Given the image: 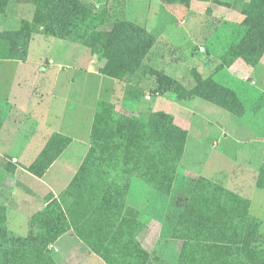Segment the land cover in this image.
<instances>
[{"label": "trees", "instance_id": "trees-1", "mask_svg": "<svg viewBox=\"0 0 264 264\" xmlns=\"http://www.w3.org/2000/svg\"><path fill=\"white\" fill-rule=\"evenodd\" d=\"M51 1L54 3L53 10L50 14L39 11L34 19L36 26L50 28L58 39L91 47L93 55L104 58V65L100 68L104 75L124 81L140 75L146 56L156 42L154 35L145 26L120 21L111 29L105 30L102 28L105 17L95 15L96 12L93 14L94 10L82 0ZM162 1L170 5L185 6V13L193 3V0ZM7 5L8 0H0V12H4ZM235 6L245 17L235 35L241 43L228 49L224 55L227 62L223 67H230L239 58H244L256 67L264 56V0H251L249 3L237 0ZM26 24L21 29L0 34V59L27 58L30 38L32 39L31 29L35 25ZM249 49L251 56L248 54ZM194 72L197 84L190 93L164 70L155 73V90L175 91L182 98L200 97L237 116L247 115V108L236 88L218 82L213 76L203 77L202 72ZM255 89L264 100V92ZM2 124L0 98V128ZM256 124L263 127L262 123ZM58 136L61 137L57 134L49 141L47 148L31 166V170L37 175H43L53 160V157H48V151H53L54 143L59 142ZM187 138L188 131L177 125L173 116L164 111L153 112L148 116L126 115L117 111L114 103L100 100L92 132L93 146L69 189H73L78 178L84 175L90 161L106 160L114 165L116 171L121 163L120 168L124 173L136 171L149 185L170 195L175 186ZM64 139V144L60 146L62 150L69 141L66 137ZM112 184L96 210L101 213L99 218H88L78 225L79 235L109 264H172L150 252L135 235L125 233L122 228L109 235L111 225L108 224L112 216V221H115L116 214L113 215L112 211L116 212L120 206V196L115 198L112 191L120 190V187L125 191L129 189V183L126 186L118 182ZM257 184L264 189V162ZM80 205L82 201L77 200L65 210L58 200L51 201L45 212L32 219L31 227L39 226L40 230L35 232L32 229L27 238L11 235L2 228L18 246L13 251V256L20 259L28 257L30 264H57L47 246L70 229L68 215L75 224L73 213L85 211ZM166 220L172 227L171 235L175 239L201 242L195 264H264V245L259 243L262 222L251 213V200L220 183L204 176L188 180L184 194L171 199ZM0 225H4L3 220H0ZM0 236L3 237L2 234ZM30 240H33L31 247ZM26 242L27 246L22 249ZM0 254L6 257L7 248L1 249Z\"/></svg>", "mask_w": 264, "mask_h": 264}, {"label": "crops", "instance_id": "crops-1", "mask_svg": "<svg viewBox=\"0 0 264 264\" xmlns=\"http://www.w3.org/2000/svg\"><path fill=\"white\" fill-rule=\"evenodd\" d=\"M82 1L93 10L101 8L105 10L106 8L113 15L119 13L115 12L116 8L113 6V1H109L107 4L101 0ZM142 1L122 0V3L129 4L133 8L131 9L130 7V12L120 21H131L141 25V23L136 22V16L143 12L140 11L141 7H139ZM149 1L158 3L161 0ZM26 2L27 0H8L6 10L0 12V24L3 22L0 34L4 31L19 29L17 19L20 17L24 18L23 10L26 7ZM164 4L167 3L164 2ZM191 8L185 13L186 8L182 6V13H185V16L188 15ZM151 17L148 16V21H144L142 26H145L154 35L157 42H175L181 36L192 37L194 35L189 28H185L186 34L181 31V27L188 21L186 18L179 19L178 23H172L167 19H156L153 24L150 22ZM105 23L108 24L106 17L103 26ZM103 26L102 28L105 29ZM156 47L155 44L146 56L142 67L146 66L148 61L153 62V64L156 63L157 54L153 52ZM73 52H76V47ZM51 59L54 62L55 59ZM6 62L14 65L5 66L4 63ZM175 62L177 67L185 64L178 58L175 59ZM26 63H30L29 52L26 59H0V98L2 99V104L5 105L2 106L3 124L0 128V220L4 221V225H0V229L5 228L11 235L27 238L32 229L35 232L40 230L39 226L31 227L32 219L36 215L45 212L51 201L58 200L66 210L67 207L73 205L74 201L81 200L82 205L80 206L85 211L73 213L75 224L68 215L70 229L58 239L49 243L47 250H50L57 264H109L79 235L77 226L88 218H99L101 213L96 210L101 200L104 199V194L110 184L112 186V183L118 182L126 186L129 183L128 191L122 190V187H120V190L112 191L115 198H117V195L120 196V206L116 209V212H114L115 210L112 211L113 215L116 213L114 215L115 221H112L114 219L112 216L111 222L108 224V226L111 225V228L107 230L110 232L109 235H113L122 228L125 233L135 235L137 240L144 245L145 210L140 205L141 201L138 203L137 195L136 197L133 196V186L137 183V188L143 192L138 180L141 179L143 182L145 180L136 171L134 173H124L120 168L121 163L116 171L114 165L112 163L109 164L106 160L104 162L92 160L85 169L84 175L76 181L74 188H69L81 171L93 146L92 132L99 101L107 100L112 102L115 104L117 111L130 115L126 112L131 106H135L138 109L148 103L143 96V91L146 88L145 83L143 79L140 80L139 78V80L126 82L104 75L100 71V68L104 65V60L96 55L89 57L85 61L78 59V63L74 66L75 70L84 71L88 74L87 80L81 83L76 80L74 75L68 82H52L45 76L38 79L37 69L25 65ZM49 65L50 67L58 66L59 70L65 69L63 64L54 63ZM4 67L8 71L6 69L2 71ZM242 69L246 77L238 75L233 87L238 91L240 85L243 84L251 91V85H253V87L264 92V81L261 79L264 76V58L254 67L252 80L251 65L244 66L237 60L229 68L227 67L231 74H237ZM41 71H47V66L46 68L42 67ZM164 71L179 81L174 74L167 70ZM90 75L97 76L101 82L106 77L113 79V84L105 90L106 97L101 95L103 91L102 83L98 85L99 93L97 94L96 83L91 79ZM239 79H245L244 81L246 82L247 80V83L244 84L242 81L240 83ZM60 91L61 93H59ZM38 92L41 97L35 99V95ZM50 92L53 93L49 101L45 102L43 99L44 94H49ZM168 92L170 93L167 96L160 95L157 92L158 96L154 98V103L158 104V106L161 104V107L153 112L164 111L172 115L175 123L188 132L191 126L189 110L193 114L200 111L209 116L219 115L221 122H223L221 127L223 133L228 135L229 132L239 142L250 136L251 153L259 154V158L261 157L263 161L264 134L256 133L255 129L253 130L255 133L251 134V126L246 124L240 116L200 97H180L181 102L188 103V106L182 103H177V106L168 100V98H171L174 101L171 95L173 91ZM145 97L152 99L148 94ZM247 113H249L248 106ZM207 121L212 125L217 122L214 119ZM57 134L61 136H58L59 142L54 143L53 151H48V157H53V160L46 167L43 175H37L31 170V166L47 148L49 141ZM64 137L68 138L69 141L62 150L60 146L65 140ZM214 146L220 147L217 143ZM34 147L35 153L31 159H28L31 156L30 149L33 151ZM59 150L62 151L57 154ZM247 151L248 149H246ZM145 183L149 185L147 182ZM149 186L152 187L151 185ZM97 194H99V197H96ZM148 226L151 227L150 223ZM0 234H2V238H5L3 240L0 236V251L3 248H7L6 257L0 254V264L31 263L28 257L20 259L13 256V251L18 247L17 244L10 239V236L3 229L2 231L0 230ZM32 243L33 240H30V247ZM25 245L27 246V242L24 243L22 249Z\"/></svg>", "mask_w": 264, "mask_h": 264}, {"label": "rangeland", "instance_id": "rangeland-1", "mask_svg": "<svg viewBox=\"0 0 264 264\" xmlns=\"http://www.w3.org/2000/svg\"><path fill=\"white\" fill-rule=\"evenodd\" d=\"M101 1H105L106 4L109 1H113V6L116 8L115 12H119L113 15L106 8L105 10L102 8L94 10L93 14L96 12L95 15L106 17L108 24L105 23L103 26L105 29L111 28L114 22L123 20V17L130 12L129 8H133L129 4L122 3V0ZM161 1L152 3L149 0H143L140 3L141 5H139L141 7L140 11L143 12L136 16V22L142 25L148 16H152L150 22L153 24L156 19H167L172 23H178L179 19L186 18L188 21L181 27V31L186 34L185 28H189L194 35L192 37L181 36L175 42H155L157 47L153 49V52L157 54L156 63L153 64V62L148 61L147 65L142 67L140 75L132 79H143L146 87L143 91V96L148 103L138 109L135 106H131L126 112L130 115L148 116L155 109L159 110L161 104L158 106V104L154 103V98L158 96L155 90V73L156 71H161V69L174 74L179 79V82L189 90V93L197 84V80L194 77L196 72L194 70L198 71V73L202 72L203 77L213 76L218 82L225 83L230 87L235 84L238 75L246 77L245 72H242L244 71L243 69L237 74H231L227 70V67H223L227 62L224 60V55L228 52V49L234 44L241 43L235 35L241 28L245 17L235 6V1L237 0H193L190 13L186 16L185 13H182V6L164 4V2L160 3ZM241 1L249 3L251 0ZM53 8L54 3L51 0H27L26 7L23 10L24 18L20 17L17 19L19 29L27 25L26 23L35 25L31 29L33 40L30 38L28 47L30 63H26L25 65L37 69L38 79L45 76L52 80V82H68L71 80L72 75H74L76 80L81 83L87 80L88 74L84 71L75 70L74 66L78 63V59L85 61L89 57H92L93 52L91 47L84 46L82 43L75 42V44L60 40L50 28L48 30L47 27L36 26L34 22L39 11L50 14ZM95 15L94 17H96ZM2 23L0 24V29L2 28ZM55 23L57 22L55 21ZM179 24L181 25V23ZM74 46L76 47V52H73ZM248 54L251 56V49H249ZM96 56L101 59L103 58L99 55ZM51 58L55 59L54 63L63 64L65 69L59 70L58 66L50 67L49 60ZM177 58L181 59L185 64L177 67L175 65V59ZM238 60L244 66L251 65L244 58H239ZM4 64L5 66L14 65L9 62ZM46 66L47 71H41L42 67L46 68ZM5 69L4 67L2 71ZM253 69L254 66L251 65V80L253 79ZM90 77L96 83L97 94L99 93L98 85L102 83L103 91L101 95L102 97H106L105 90L113 84V79L106 77L101 82L97 76L90 75ZM261 79L264 81V76ZM132 80L125 81L129 82ZM244 80L239 79V82L247 83V80L246 82ZM258 85L260 84L258 83ZM240 86L238 90L239 97L242 98L246 108L248 106L249 111L245 117L241 118L246 124L251 126V134L255 133L253 131L255 129L256 133H261L262 135L264 134V100L260 98L259 91L253 85H251V91L243 84ZM52 93L44 94L43 99L45 102L49 101ZM168 93L170 92L163 91V89L159 91V94L164 96H167ZM147 94L152 99H147L145 97ZM171 95L174 101L171 98H168V100L173 102V104L182 103L188 106V103L181 102L179 94L175 91ZM39 97L41 95L38 92L35 95V99ZM2 106L5 105L2 104ZM190 111L188 112L191 115V126L188 132L185 153L179 165L172 193L167 195L159 192L141 179L138 180V183L142 187L143 192L137 188V183L133 186V196L136 197L137 195L139 199L138 203L141 201L140 205L145 210V232L143 238L145 246H143L153 254H157L172 264H195L200 251L201 242L180 241L172 237V227L167 224L166 220L171 199L173 200V197L181 193L184 194L186 182L198 176H205L251 200V213L262 222L259 231V243L262 246L264 245V189L259 188L257 184L264 158L262 161V158H259V154L251 153L250 136L245 137L240 140L242 142H239L229 132L228 135H225L221 128L223 122H221L219 115L209 116L200 111L193 114ZM209 119H214L217 122L212 125L208 123L207 120ZM256 122L262 123L263 127L257 125ZM215 143L219 144L220 147L214 146ZM246 149H248L247 152ZM30 153L31 156L28 159L33 157L35 147L33 151L30 149ZM149 223L151 227L148 226Z\"/></svg>", "mask_w": 264, "mask_h": 264}, {"label": "built area", "instance_id": "built-area-1", "mask_svg": "<svg viewBox=\"0 0 264 264\" xmlns=\"http://www.w3.org/2000/svg\"><path fill=\"white\" fill-rule=\"evenodd\" d=\"M53 63H54V62H53V60L51 59L49 64H53ZM43 68H44V67H43Z\"/></svg>", "mask_w": 264, "mask_h": 264}]
</instances>
